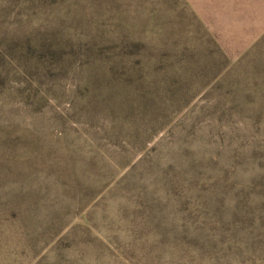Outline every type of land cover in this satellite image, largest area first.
<instances>
[{"label":"rangeland","instance_id":"obj_1","mask_svg":"<svg viewBox=\"0 0 264 264\" xmlns=\"http://www.w3.org/2000/svg\"><path fill=\"white\" fill-rule=\"evenodd\" d=\"M0 264H264V0H0Z\"/></svg>","mask_w":264,"mask_h":264},{"label":"trees","instance_id":"obj_2","mask_svg":"<svg viewBox=\"0 0 264 264\" xmlns=\"http://www.w3.org/2000/svg\"><path fill=\"white\" fill-rule=\"evenodd\" d=\"M107 167H109V168H115V169L118 168L117 164L115 162H113V161H109V165ZM74 178H77V175H75Z\"/></svg>","mask_w":264,"mask_h":264}]
</instances>
